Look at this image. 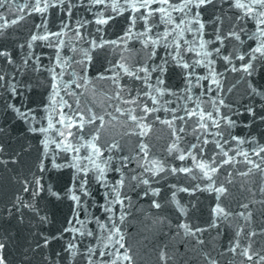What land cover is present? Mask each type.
<instances>
[{"label": "snow or ice", "instance_id": "snow-or-ice-1", "mask_svg": "<svg viewBox=\"0 0 264 264\" xmlns=\"http://www.w3.org/2000/svg\"><path fill=\"white\" fill-rule=\"evenodd\" d=\"M87 3L86 13L90 18L77 17L73 21L72 14L76 8L83 7V2L0 0V30L6 31L9 26L17 24L25 14H40V22L35 24L36 30L25 41L14 47L0 45V61L5 69H11L0 70V99L4 102L6 112L21 117L28 125L27 130L35 134L37 148L41 150L31 172L19 178V188L13 201L6 206L5 214L10 215L13 209L18 211L17 205L39 213L43 200H68L72 215L67 218V226L56 231L55 237H68L60 251L44 253L49 241L55 239L52 236L39 235L40 242L35 245L36 249H42L46 264H68V257L78 258L81 264H105V261L107 264H136L123 228L124 221L131 215L129 209L139 211L132 204V196L124 194L128 180L137 189V203L141 198L148 199L156 210L161 209V194L165 193L172 206L171 211L175 212L177 231L183 230L186 235L196 237L198 242L202 241L205 230L219 228L228 217L238 215L250 220L251 202L238 206L247 211H230L221 203L222 194L227 192L225 183H217L216 178L219 170H225L230 178L233 171L231 166L239 165L237 158H242L245 164L242 174L259 169L264 175V142H261L264 138L233 137L227 133L228 140L223 139L225 133L219 131V127L232 126L235 121L230 118L231 111L227 115L222 112L226 103L220 90L229 73H243L249 81L250 95L261 100V107H240L239 111L254 116L257 111L264 113V83L256 85L252 77L254 69L264 71V0H87ZM209 8L211 11H208ZM55 11L61 15L57 18L55 31H49V15ZM120 14L126 17L124 25L119 29V35L109 36L107 27ZM206 16L210 17L207 21ZM153 19L157 21L156 24L151 22ZM137 20L140 21L139 26ZM161 20H167L168 25L163 28L162 34L153 33L152 30L159 27ZM248 22L253 25L250 34ZM240 24H243L242 28ZM86 28L88 31H85ZM65 32L73 33V39L67 42V46ZM186 33L194 35L191 39H183ZM162 38L165 52L160 57L155 45L161 44ZM51 39L58 42L51 44ZM230 40L239 42L240 47L232 48ZM168 41H171V50ZM38 42L53 48L55 55L49 56L45 52L38 54L35 51ZM129 44L146 48L147 57L141 58L138 52L135 60L126 62L124 54L132 51ZM193 44L201 50L203 59H196L195 56L191 60L184 58L182 53L187 55L195 51ZM104 47L114 49L120 58L113 56L106 61V68L102 66L100 71H95L91 67L93 52ZM20 50H23V55H20ZM29 60L32 61L31 69L28 67ZM196 65H200L201 69L194 71ZM170 66L180 71L183 87L165 86V76H171ZM30 71L37 83L43 76L47 81L48 92V102L41 101L33 107H28L27 101L23 100L24 92L33 87L32 80L27 78ZM91 72H95V75H90ZM127 77L142 82L134 88L135 95L132 94L133 88L123 82V78ZM96 79L107 80L112 85L113 90L108 96L114 103L109 107L135 125L128 130L130 133L138 132L141 137H146L153 124H166L175 141L169 145L170 154L175 156V152L179 151V161L191 159L192 164L184 166L181 163L177 167L161 162L155 167H145L148 160L141 162L140 158L149 156L150 145L144 139H140L137 150L128 155L124 154V149L115 139L111 143L101 141L103 129L112 119H119V116H112L111 112L98 114L91 104L82 106L81 94H86L89 86L94 87L93 81ZM125 89H128L127 99L123 95ZM194 89H198L199 94ZM215 92H220V95L213 94ZM201 97L210 98L208 110L202 106L204 101ZM144 99L153 106L140 102ZM17 100L22 102L17 103ZM171 104L176 106L169 107ZM161 110L163 118L157 114ZM190 118H199L198 122L194 121L195 128L192 131V139L197 142L186 145L185 150L178 148L183 142L179 133L184 132L187 137L189 129L186 121ZM256 118L264 123V116ZM211 129H217L214 136L209 134ZM209 143L213 145L211 150L208 148ZM27 150H31L30 146ZM61 152L64 156L60 155ZM0 153L7 154L6 157L0 156V162L11 163L18 159L9 152L7 142L0 143ZM197 154L200 157L198 163ZM62 168L72 171L70 183L64 180L61 184L62 177H57L55 181L45 179L46 171L51 177L54 170ZM196 168L206 182H198L191 187L180 183H167L163 188L153 186L154 183H163L157 177L164 172L187 174ZM196 179L200 180L199 177ZM93 183L105 190L102 203L92 201ZM198 189L213 193L215 197L216 202L210 206L209 223L197 221L193 224L187 216L188 202L177 199L180 192L193 193ZM93 204L95 209L89 212ZM96 211L104 215L103 222L95 215ZM40 219L46 220L47 217L42 216ZM159 219L163 221L166 218L161 216ZM73 221L80 226L77 227ZM93 224L95 227L91 226ZM98 231L100 235H97ZM257 231L264 233V228L249 229L247 242L242 243L245 225L236 226L232 239L226 248L222 247V251L237 254L244 264H253V261L255 264H264V254H261L264 250H253L251 237ZM105 232L106 237L103 235ZM74 240L79 241V244L73 243ZM5 247V242L0 240V264H8ZM160 255L167 260L166 252L162 251ZM201 255L205 264H220V253L204 251ZM26 259L28 257L18 260L17 264H24ZM72 264H75V259Z\"/></svg>", "mask_w": 264, "mask_h": 264}, {"label": "water", "instance_id": "water-1", "mask_svg": "<svg viewBox=\"0 0 264 264\" xmlns=\"http://www.w3.org/2000/svg\"><path fill=\"white\" fill-rule=\"evenodd\" d=\"M23 2V0H20ZM74 4H80L83 2V7H78L75 9L71 16V19L75 21L77 17L81 19L90 18L87 16L86 9H88L87 0H72ZM170 2H175V0H170ZM158 7V5H157ZM211 11V8L208 9ZM130 14V13H129ZM61 13L59 11L52 12L49 15L48 30L55 31V27L58 23V17ZM125 15L120 14L114 17L113 20L107 27V34L119 35V29L124 25ZM206 21L210 17H205ZM40 22V14H25L24 18L17 24L9 26L5 30H0V45H6L9 47H14L19 43L25 41L32 31H35V24ZM156 24L157 21L153 19L151 21ZM137 25H140V21L137 20ZM168 25L167 20H161L159 27L153 29L152 32H161L163 28ZM241 28L243 24L239 25ZM71 27V25H69ZM95 27V25H93ZM253 25L248 22V30H250ZM171 31V26H169ZM43 29H41L42 31ZM85 31H88L86 28ZM194 33H186L183 39H191ZM64 36L66 38L65 43L67 46L68 41H72L73 33L65 32ZM173 40L176 37H172ZM58 41L51 39L50 43L55 44ZM75 42V41H74ZM247 45V40L244 41ZM254 42V41H253ZM78 43V42H77ZM164 40L159 45H155L158 49V55L160 57L164 56L165 48L163 46ZM169 49L171 50V41H168ZM198 44V39L196 41ZM229 44L232 48L238 49L240 47L239 42L235 40H230ZM83 46V45H81ZM250 46V45H249ZM132 49L130 53H125L124 58L126 62L135 60L137 53L141 58L147 57V49L141 48L139 44L132 45L129 44ZM187 47V45H185ZM192 47L195 49L194 52H189L184 56L185 59L191 60L193 56L196 59H203L200 56V49L193 44ZM35 51L39 54L41 52L48 53L49 56H54L55 51L53 48L43 45V42H38L35 47ZM67 54V53H65ZM20 55H23V50H20ZM113 56L120 58L114 49L111 47H104L96 49L93 52L94 62L91 65L95 71H100L101 67H107L106 61L111 59ZM215 59V57H210ZM157 63L159 60L157 59ZM28 67L31 69L32 61H28ZM201 66L196 65L194 71L200 70ZM0 70H11L5 69L3 62L0 61ZM171 76H165V86L166 87H183V81L181 80V73L179 70H173L170 66ZM203 74V72H201ZM19 75V74H18ZM90 75H95V72H91ZM252 77L254 78V83L260 85L264 83L262 77H264V71L256 68L252 72ZM27 78L31 79L33 82V87L30 91L24 92L23 100L27 101L28 107H33L34 105H39L41 101L48 102L46 91L47 81L40 77V81L36 82V77L31 73L27 74ZM125 84L130 85L133 88L132 94L135 95L134 88L142 82H136L131 77L123 78ZM206 84V81L204 82ZM93 86H89L87 93L81 94L82 106L86 107L89 104L94 106V109L99 114L100 112H111L112 116H119V119H112L111 123L108 124L102 131L100 137L101 141H107L111 143V140L115 139L119 144H121L124 149V154L128 155L137 150V144L140 139H144L146 143L150 145L149 156L147 158L141 157V162L145 159L148 163L145 167H155L158 163L175 164L180 167L181 163L184 166H190L192 164L191 159H186L185 161H179V151L175 152V156L170 154L169 145L175 141L172 139L169 126L166 124L156 123L148 130L146 137H141L138 132L130 133L128 130L134 128L135 125L125 119L122 114L117 113L110 104L114 101L109 99L108 93L112 91V85L109 81L103 79H96L93 81ZM147 91V89H143ZM199 94L198 89H194ZM128 89H125L123 95L127 99ZM220 92L223 93V98L225 99L226 106L222 109L223 114L227 115L231 111V119L235 121L232 126L221 125L219 131L225 133L223 136L224 140H228L227 133H230L233 137L241 136L248 137L253 136L257 140L264 138V123H261L256 117L264 116V113L255 112L249 114L246 112L239 111L240 107H247L255 105V108L261 107V100L253 95H250L249 81L247 77H244L243 73L234 74L229 73L224 79L223 87ZM220 92H215L213 94L220 95ZM155 94V93H153ZM159 98V97H158ZM168 99V97H164ZM204 101L202 105L205 110H208V104L210 98L201 97ZM17 103H21L22 100H17ZM141 103H149V106H153L147 99L141 100ZM127 107L128 105H122ZM175 104L169 105V107H175ZM219 106V105H217ZM75 107V105H73ZM65 111H68L65 109ZM69 114H71L69 112ZM138 114V113H137ZM163 118V110L157 113ZM107 119H111L108 117ZM199 118H190L186 121L189 132L187 137H185L184 132H180L181 140L183 141L178 148H184L186 150V145L190 146L191 143H195L192 139V131L195 128V122H198ZM251 121V123H249ZM151 123V120H149ZM28 125L23 121V119L17 115H13L5 111L4 102L0 99V143L7 142L8 150L12 155H16L18 159L15 162L4 163L0 162V240L5 242L4 251L7 254L8 264H17V261L28 257L24 261V264H46L43 260L42 249H36L35 245L38 244L39 235L56 237V231H59L62 227L67 226V218L72 215L70 212V205L67 199L57 200H43L41 201L42 210L39 213L34 212L30 208H20L17 205L18 211L13 209L10 215H6V206L11 203L14 199V194L19 188V178L24 177L26 173H30L34 167L35 160L38 151L37 139L34 138L33 133L28 130ZM217 129H211L210 135L214 136ZM200 135L199 132L196 133ZM55 135V133L53 134ZM220 139L219 137H215ZM264 142V140H261ZM30 146L31 150L28 151ZM245 146L251 147V144H246ZM209 150L213 148V145L209 143ZM25 149V151H21ZM242 150V149H241ZM83 150L81 155H83ZM6 153H0V156H5ZM64 156V153H60ZM71 155V154H69ZM103 155L107 156V153ZM252 159V157H249ZM197 163L200 159L197 154ZM239 160V165L231 166L233 168L231 177L229 178L225 170H219V175L217 176V183H225L227 192L223 193L221 196V203H223L230 211L240 212L241 210L247 211V209H241L239 205H243L246 202L249 203V207L252 209V215L250 220H245L243 217L238 215H233L228 217L227 221L222 222L219 228L213 227L210 230H205L202 233V241L198 242L196 237L192 235H186L183 230L177 231L176 224L177 221L174 219L175 212L171 211V204L168 203V197L162 192L161 200L162 207L160 210H156L154 206L150 205L148 199H140L137 203V189L132 185L131 180H128L125 185L124 194L125 196H132V204L135 209L139 211H131V215L124 221L123 228L126 237V243L128 247L132 249V253L135 257L136 264H205V259L202 257L201 253L204 251H210L213 254L220 253L219 260L220 264H244L242 258L237 254H228L222 251V247L226 248L228 246V241L232 239L233 232L236 226L240 224L245 225V232L241 238L242 243L247 242V231L249 229H262L264 228V191H262V186H264V175L261 174L259 169H252L247 174L244 173L245 164L242 158H237ZM99 162V161H98ZM139 171V169H137ZM111 172V169H109ZM72 171L69 169H59L54 170L51 177L48 176L47 171L45 172V179H51L55 181L57 177H62L63 180L60 181L63 184L64 180L71 182ZM171 177V179H169ZM196 177H199L198 181ZM157 179L161 180L163 183H154L155 187H162L167 183H180L185 187L195 186L198 182H206L199 169H193L190 173L178 172L175 174L164 172L160 174ZM104 189L98 187L96 183L92 184V201L103 202ZM177 199L181 202H188L187 216L188 219L196 224L197 221L200 223L210 222V206L214 204L215 197L213 193L197 190L193 193L180 192L177 195ZM127 203V201H125ZM95 204L89 208V212L94 211ZM118 211V208H117ZM95 215L100 218L103 222L104 215L100 211H96ZM46 216V220H41L40 217ZM163 216L166 219L161 221L159 218ZM183 218V216H181ZM79 219V218H78ZM171 220V223H168ZM73 223L79 227L80 225L73 221ZM95 227V224L91 225ZM197 226H199L197 224ZM97 235H100L99 231ZM106 237V232L103 234ZM67 235L61 238H55L49 241V246L44 248V253L49 251L53 253H58L61 247L64 245L65 240H67ZM87 240V237L84 238ZM253 241V250L259 251L264 250V233L257 231L254 236L251 237ZM73 243L79 244V241L74 240ZM95 244V240L92 241ZM166 252L167 260L163 259L160 255L161 252ZM239 252V249L237 250ZM261 254H264L262 252ZM73 259H75V264H81L78 258L68 257V264H72ZM98 259V256H97ZM107 264V261H105ZM255 264V261H253Z\"/></svg>", "mask_w": 264, "mask_h": 264}]
</instances>
